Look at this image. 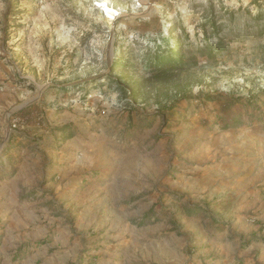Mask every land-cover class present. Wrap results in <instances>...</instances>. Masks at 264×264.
I'll use <instances>...</instances> for the list:
<instances>
[{"label": "rangeland", "instance_id": "obj_1", "mask_svg": "<svg viewBox=\"0 0 264 264\" xmlns=\"http://www.w3.org/2000/svg\"><path fill=\"white\" fill-rule=\"evenodd\" d=\"M0 264H264V0H0Z\"/></svg>", "mask_w": 264, "mask_h": 264}, {"label": "trees", "instance_id": "obj_2", "mask_svg": "<svg viewBox=\"0 0 264 264\" xmlns=\"http://www.w3.org/2000/svg\"><path fill=\"white\" fill-rule=\"evenodd\" d=\"M183 61L182 47L179 44H176L175 54L172 53V50H169L165 56L157 58V63L160 64L162 69L180 67L183 65Z\"/></svg>", "mask_w": 264, "mask_h": 264}, {"label": "bare ground", "instance_id": "obj_3", "mask_svg": "<svg viewBox=\"0 0 264 264\" xmlns=\"http://www.w3.org/2000/svg\"><path fill=\"white\" fill-rule=\"evenodd\" d=\"M107 11H108L109 18H113L116 11H114V10L110 11L109 9H107Z\"/></svg>", "mask_w": 264, "mask_h": 264}, {"label": "built area", "instance_id": "obj_4", "mask_svg": "<svg viewBox=\"0 0 264 264\" xmlns=\"http://www.w3.org/2000/svg\"><path fill=\"white\" fill-rule=\"evenodd\" d=\"M17 126V124H15V122H14V124H13V128H15Z\"/></svg>", "mask_w": 264, "mask_h": 264}]
</instances>
